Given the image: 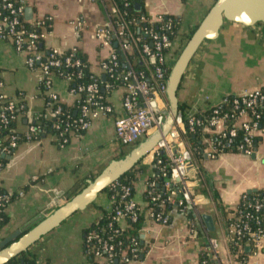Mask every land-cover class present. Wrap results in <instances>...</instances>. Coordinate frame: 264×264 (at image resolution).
<instances>
[{
	"label": "crops",
	"instance_id": "crops-1",
	"mask_svg": "<svg viewBox=\"0 0 264 264\" xmlns=\"http://www.w3.org/2000/svg\"><path fill=\"white\" fill-rule=\"evenodd\" d=\"M20 1L24 20L37 16L49 18L50 29L42 41L43 50L77 48L86 56L89 70L103 78L99 63L110 55L116 42L103 45L93 36L97 28L107 25L106 9L100 0ZM214 1L142 0L141 7L150 21H157L161 15L179 19V35L166 53L169 67L184 46L185 36L196 28ZM74 21H81L83 27L76 31ZM122 58L125 61L123 54ZM39 84V73L26 66L25 55L0 37V94L15 98L20 93L28 112L38 113L45 106ZM263 85L264 27L248 28L225 21L218 36L203 41L196 50L183 73L176 97L178 107L183 106L187 117L218 105L227 95L253 91ZM50 90L66 105L74 104L77 99L69 91L68 83L55 75L50 78ZM123 92L121 87L112 90L106 97L110 112L99 114L83 134L71 137L66 145L57 147L50 137H45L22 142L6 154L10 158L0 166V186L17 196L5 208L8 220L0 228V242L37 215L49 213L56 206L53 204L56 195L63 198L61 193L76 185V191L81 189L110 160L128 151L129 146L121 145L114 134V120L123 114ZM179 114L182 115L180 110ZM258 136L251 155L225 152L210 158L207 153L212 147H206L200 162L204 174L196 190L204 201L197 206L189 205L190 218L175 207L166 211L165 223L151 221L143 214L138 238L146 250L135 264H198L199 257L207 255L208 238L226 245L223 222L226 211L235 207L243 195L264 189V127ZM149 159L148 156L145 163L141 159L133 183L132 199L143 209L147 179L154 174ZM112 204L108 194L100 192L91 204L45 234L28 252L39 263L93 264L83 254V229L103 211L110 210ZM201 215L210 217V228ZM117 224L126 227L123 219Z\"/></svg>",
	"mask_w": 264,
	"mask_h": 264
},
{
	"label": "built area",
	"instance_id": "built-area-1",
	"mask_svg": "<svg viewBox=\"0 0 264 264\" xmlns=\"http://www.w3.org/2000/svg\"><path fill=\"white\" fill-rule=\"evenodd\" d=\"M19 2V5H15ZM106 9L107 25L106 27L97 28L93 36L103 45H108L112 41L119 45L122 53L129 51L130 43L127 40V29L122 22L112 23L110 17L117 14V8L114 4L106 5V0H100ZM2 11L5 13L3 14ZM23 6L20 0H0V37L7 40L17 52L25 55V64L31 70H36L39 73V81L46 89V96L58 103L54 113L60 112L59 99L55 93L50 90V78L53 73V67H60L61 62L54 58L55 54L60 53L56 47H50L47 57H44V50L41 48L47 33L45 27H50L49 18L37 16L30 20H24L22 17ZM26 22L30 25V31H22V23ZM46 23V25H45ZM74 29L80 30L83 26L81 21L73 22ZM40 29V31H37ZM151 42L150 44H142L141 53L147 58V61L153 65V69L149 72V78L152 83H149L147 78H144L143 73L135 72L126 65V70L123 74V80L126 86L121 99L123 114L114 120V134L116 140L125 146L136 144L140 138L153 131L161 122L164 112L166 111V101L163 95L165 88V78L167 73L165 70L169 66L166 59V52L163 51L169 45V41L165 34H156L151 30L144 31ZM65 65L77 66L79 63L75 61L70 63L69 57L64 59ZM117 65L116 55L111 52L110 55L100 61L99 67L103 72L112 73ZM72 75L68 74L61 79L67 83ZM107 87V86H106ZM85 90L87 97L84 103L79 107V116L75 121V125L80 130H87L91 121L101 113L110 112L109 105L102 106L96 100L97 85L90 83L85 87L78 86L77 91ZM69 91L74 94L73 90ZM232 97L230 102L231 108L235 111L233 125L226 127L227 115H219V104L228 103V97ZM22 95L17 93L15 98L5 97L0 94V130L4 128L10 119L11 113L18 107L22 108ZM212 108L213 116L203 124L205 130L213 136V142L220 148L228 147L232 143V139L236 136V128H240L246 132V135L241 138L238 152L245 155H251L254 151V137L258 136L261 129L264 127V95L259 88L253 91H244L239 94L227 95L222 98L221 102ZM194 125H201L194 114L187 115L186 123L183 122L181 115L178 114L174 126L170 128L166 136L159 143L158 148L153 150L149 155V162L153 160V153L158 149H162L166 158L167 164L161 169V176L165 177L163 189L169 192L166 202L174 203V198L180 196L179 205L185 201L189 205L202 203L204 198L202 195L192 192V189L197 186L198 169L195 163L190 161L189 154L186 150V145L181 139V132H185L186 127L192 130ZM57 127V124L54 125ZM69 125L65 126V130ZM32 130V127L29 128ZM16 135H10L8 145L0 147V156L9 154L16 146ZM217 148L212 147L207 153V156L214 158L221 152ZM159 161V160H158ZM153 182L147 184L146 190L152 188ZM145 190V191H146ZM150 194V192H147ZM122 198L128 197L121 205L113 208L112 219L116 222L123 219L126 227L130 223H135L140 215H145L151 221L156 223H165L166 216L161 213H154L149 209L146 202L145 208L139 207L133 201L129 194V188H122ZM161 194L156 192L150 196V200L155 202L160 199ZM163 202V200H162ZM252 208V212L242 211L241 209L232 208L228 216L234 218L226 228V245L221 244L215 238H208V260H198V264H264V216H259L258 213L264 210V199L255 200L248 204ZM118 225V224H117ZM126 227H119L124 229ZM95 239L100 243V248L104 255L95 252L96 259L100 262L106 261L112 257L113 244L94 232L89 233L87 239ZM245 238V242H234L232 245L236 248L232 249L230 241L234 239ZM134 242V240L132 239ZM135 249H131L132 255L126 259L129 264L137 263ZM242 253H244L242 255Z\"/></svg>",
	"mask_w": 264,
	"mask_h": 264
},
{
	"label": "trees",
	"instance_id": "trees-1",
	"mask_svg": "<svg viewBox=\"0 0 264 264\" xmlns=\"http://www.w3.org/2000/svg\"><path fill=\"white\" fill-rule=\"evenodd\" d=\"M139 4V9L134 7L135 4ZM19 2H15V5H19ZM106 5L114 4L117 8V14L110 17L112 23L122 22L127 29V40L130 43V49L127 52L122 53L118 44H115L112 48V52L116 55L117 65L112 73L102 72L103 78L101 76L94 75L89 70V64L87 62L86 56L81 53L77 48H71L61 51L54 55V58L61 62L60 67H53L52 71L54 74L57 72L60 78L65 75H72L70 81L68 82V87L70 90L74 91L77 99L74 104L66 105L64 103H59L60 112L55 114L54 111L58 105L55 101L49 99L46 94V89L42 83L39 84L40 95L44 98L45 106L44 109L38 113H29L28 109L24 105L22 108L16 107L10 116L12 118L8 124L0 130V147H5L8 145L9 136L16 135L17 145L32 140H41L45 137H50L52 142L57 147H62L66 145L70 138L73 136H79L85 131L80 130L76 127L75 121L79 116V107L84 103L87 93L85 90L77 91L78 86L85 87L90 83H95L97 85L96 100L102 105L107 106L108 102L106 97L112 90L117 88H124L126 82L123 80V74L126 70V65L133 69L135 72L143 73L144 78H147L149 83L152 80L149 78V72L152 71L153 65L147 61V58L141 53L142 44H150V37L144 33V31L151 30L156 34H165L169 41V45L163 49L164 52H168L171 43L179 35V19L170 15H161L157 21H150L142 9V0H106ZM3 14H5L2 11ZM22 31H30L31 27L28 23L22 22ZM46 25V23H45ZM45 31H49L50 27H45ZM194 30V29H193ZM193 30L185 36L184 43L189 38ZM40 31V29H37ZM41 48L42 41H41ZM113 44V41L111 42ZM181 50V49H180ZM49 49H44V57H47ZM179 51L176 53L178 55ZM122 54L125 56V61L122 58ZM69 57L70 63L78 61L77 66L65 65L64 59ZM168 72V68L165 73ZM107 86V87H106ZM260 92L264 95V85L259 87ZM232 97H228V103L219 104V115L226 114V127H231L233 125L235 111L231 108L230 102ZM182 113V120L186 123V115L184 113L183 106L178 107ZM195 118L201 122V125H194L192 130H188L186 127L185 132H181V139L186 145V150L189 154L190 161L195 163L198 169L199 177L197 186L192 189L193 193H197L199 190V184L201 178L204 174L202 166L200 164L202 158L204 157L206 147L211 145V147L217 148L218 152H238V145L242 141L241 138L246 135V132L240 128H236V136L232 139V143L228 147L220 148L213 142V136L205 130L204 123L207 119L213 116L212 108L205 111L198 112L194 114ZM57 124V127L54 125ZM69 125L65 130V126ZM32 127V130L29 128ZM259 140V136L254 137L253 149ZM12 151V150H11ZM10 151V152H11ZM152 165L154 166L153 176L147 179V184L153 182L152 188L145 191V201L148 203V208L154 213L166 214L167 210L175 207L178 211H182L187 217L190 218V206L188 203L183 201L179 205L180 196L174 198V203L166 202V198L169 196V192L163 189L165 177L161 176V169L167 164V158L162 151L158 149L156 153H153ZM159 160V161H158ZM140 163V162H139ZM139 163H137L132 169L124 173L119 179H117L113 184L107 186L104 191L108 194L109 198L112 199V208L102 212V215L96 219L94 222L90 223L87 227L83 229V239H82V250L86 259L93 264H129L126 259H129L132 255L131 249H135L136 259L139 260L140 255L144 254L146 248L139 242L138 231L143 220V215H140L135 223H130L128 227L124 229H119L116 222L112 219L113 208L115 206L121 207L128 197L122 198V188L128 187L129 194H133V183L137 180V174L140 171ZM5 164V158L0 156V166ZM150 192V194H147ZM156 192L161 194L160 199L152 202L150 196L154 195ZM17 196L15 193H8L0 186V228L6 224L8 218L5 212L6 206ZM264 199V189L257 190L250 194H245L241 197L239 202L234 208L241 209L251 213L252 208L248 204L253 203L255 200ZM163 200V202H162ZM233 209H228L226 215L224 216V226L227 227L234 218L228 216L229 212ZM259 216H264V210L258 213ZM97 233L101 239L107 240L113 244L112 257L106 261L99 262L96 260L95 252L98 251L100 255H104L100 248V243L95 239H87L89 233ZM134 240V242L132 241ZM234 242L244 243L245 238H238L230 241L232 249L236 248L232 244ZM235 250V249H234ZM244 253H242L243 255ZM206 259L208 257L206 254H202L199 260ZM7 264H46L44 262H37L34 256L29 252H23L20 255L13 257L9 260Z\"/></svg>",
	"mask_w": 264,
	"mask_h": 264
},
{
	"label": "water",
	"instance_id": "water-1",
	"mask_svg": "<svg viewBox=\"0 0 264 264\" xmlns=\"http://www.w3.org/2000/svg\"><path fill=\"white\" fill-rule=\"evenodd\" d=\"M134 7L139 9L140 5L135 4ZM26 11L29 12L30 9ZM225 21L248 28L255 25L264 27V0H215L168 70L163 92L166 111L159 125L150 133L142 136L136 144L129 146L128 151L122 157L110 160L94 178L85 181L84 187L76 191L77 185L74 186L66 193H61L63 198L56 195L57 199L55 197L53 204L57 207L55 206L45 214L46 216L37 215L3 239L0 242V264H7L13 257L28 252L31 245L73 213L85 209L107 186L113 184L141 159L158 148L159 143L174 126L179 114L176 93L188 63L203 41L213 40L218 36ZM3 157L10 158L9 155ZM43 216H45L44 219H42ZM201 216L210 228V217ZM31 225L34 226L31 227Z\"/></svg>",
	"mask_w": 264,
	"mask_h": 264
},
{
	"label": "rangeland",
	"instance_id": "rangeland-1",
	"mask_svg": "<svg viewBox=\"0 0 264 264\" xmlns=\"http://www.w3.org/2000/svg\"><path fill=\"white\" fill-rule=\"evenodd\" d=\"M181 49V48H180ZM180 51V50H179Z\"/></svg>",
	"mask_w": 264,
	"mask_h": 264
}]
</instances>
